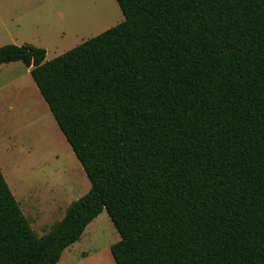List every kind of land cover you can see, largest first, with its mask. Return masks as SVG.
Here are the masks:
<instances>
[{"label": "trees", "instance_id": "obj_1", "mask_svg": "<svg viewBox=\"0 0 264 264\" xmlns=\"http://www.w3.org/2000/svg\"><path fill=\"white\" fill-rule=\"evenodd\" d=\"M124 19L21 61L91 187L42 236L0 168V264H58L104 209L117 264H264V0H117Z\"/></svg>", "mask_w": 264, "mask_h": 264}, {"label": "rangeland", "instance_id": "obj_2", "mask_svg": "<svg viewBox=\"0 0 264 264\" xmlns=\"http://www.w3.org/2000/svg\"><path fill=\"white\" fill-rule=\"evenodd\" d=\"M0 4L19 12L9 24L18 34L15 44L45 48L47 60L124 19L117 0H0ZM32 84L22 62L0 65V168L21 208L35 217V209H29L31 201L56 199L64 210L88 192L91 182ZM100 218L103 221L93 232L97 243H116L120 234L106 209ZM53 223L48 221L47 231Z\"/></svg>", "mask_w": 264, "mask_h": 264}, {"label": "crops", "instance_id": "obj_3", "mask_svg": "<svg viewBox=\"0 0 264 264\" xmlns=\"http://www.w3.org/2000/svg\"><path fill=\"white\" fill-rule=\"evenodd\" d=\"M18 13L19 12L16 8H10L9 6L0 4V45L9 44L10 41L13 42V44L17 43L16 42L17 40L15 39V37H18L17 31L11 28L9 24L15 22V20L19 17ZM18 62L21 61H14L6 64L18 63ZM26 72L30 73V68L27 66H26ZM34 85L35 86H33L32 84V87L37 90L38 87L36 86V84ZM56 201H57L56 199L51 201H45V200L31 201L30 203H33V205H31L30 208L29 207L27 208H29L30 210L35 209L36 211V213L34 214L35 217L30 216L31 214L29 215L25 211V209H22L23 212H25L26 216L29 218L31 225L35 231H36L35 227L43 229L41 234L36 231L39 236H42L50 231V229L49 231H47L48 221L53 220L54 222L53 224H55L64 217L66 209L71 203L70 202L63 210L61 206L57 204ZM27 203H29V201ZM37 214L38 216L36 217ZM100 215H98L86 227L83 235L78 241H76L75 243H73L64 250L58 264H117L111 252V246L114 243L101 244L102 246H100V243L98 244L95 237L93 236V232L96 231V229L98 228L100 221L101 220L103 221V218H100ZM33 218L34 219L36 218L35 222ZM107 223L109 224L108 221Z\"/></svg>", "mask_w": 264, "mask_h": 264}]
</instances>
